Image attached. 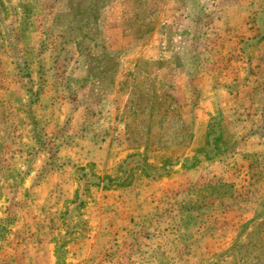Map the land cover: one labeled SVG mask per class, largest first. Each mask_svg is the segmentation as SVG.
<instances>
[{
	"label": "rangeland",
	"instance_id": "rangeland-1",
	"mask_svg": "<svg viewBox=\"0 0 264 264\" xmlns=\"http://www.w3.org/2000/svg\"><path fill=\"white\" fill-rule=\"evenodd\" d=\"M0 264H264V0H0Z\"/></svg>",
	"mask_w": 264,
	"mask_h": 264
},
{
	"label": "trees",
	"instance_id": "trees-1",
	"mask_svg": "<svg viewBox=\"0 0 264 264\" xmlns=\"http://www.w3.org/2000/svg\"><path fill=\"white\" fill-rule=\"evenodd\" d=\"M210 126L213 128V127H214V124L211 123ZM218 139H219V137L216 136V137H215V146H214V148L216 149L217 152L219 151V146H218V142H217ZM217 152H216V153H217Z\"/></svg>",
	"mask_w": 264,
	"mask_h": 264
}]
</instances>
